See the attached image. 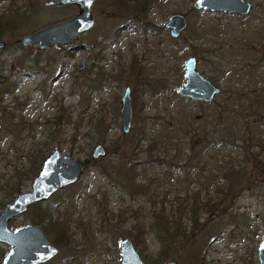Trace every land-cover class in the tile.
<instances>
[{
  "label": "rangeland",
  "instance_id": "374dc122",
  "mask_svg": "<svg viewBox=\"0 0 264 264\" xmlns=\"http://www.w3.org/2000/svg\"><path fill=\"white\" fill-rule=\"evenodd\" d=\"M46 1L18 0L17 7L27 11L25 13H29L30 17L16 23L14 31L3 39L6 46L0 54V74L5 79L0 84V93L9 85L15 89L0 101V211L11 199L3 192L16 179L14 174L28 169L38 150L45 157L54 148H60L64 154L85 162V166L76 183L59 191L60 195L54 194L46 202H41V206L49 208L53 215L57 212L61 216L71 214L68 216L70 247L58 246L59 253L55 260L45 264H120V240L130 239L129 232H133V227L147 221L152 205H163L169 211L174 209L185 193L200 189L204 180L202 176L206 174L203 172L198 177L199 169L194 167L195 157L187 145H180L181 160L177 163V153L169 149L165 151L162 146L149 154L148 140L139 141L132 149L129 141L131 130L123 133L120 118V98L125 88L132 87L134 82V76L128 70L129 63L136 56L151 73V85H145L141 116L146 118L149 133L163 136L173 127L178 108L185 107L195 114L202 110L194 101L172 102L173 92L184 81L182 64L191 53L181 43L175 51L164 52L170 44L169 29L164 26L170 16L180 13L185 16L187 24L199 20L221 22L229 28L233 27L236 32L249 33L264 26V16L258 14V10L255 11V3L261 0H247L252 5V15L243 20L236 15L223 17L227 15L200 9L198 16L191 10L195 0H157L149 13L152 28L147 32L135 23L112 19L106 15L112 11L111 1L96 0L93 5L94 26L79 37L76 42L78 47L65 45L38 49L37 44L20 45L17 40L22 35L69 19L78 12L74 5L51 8L44 4ZM8 6L7 1L0 2V12L6 11ZM113 23L118 26L117 35L102 41L101 58L97 60L94 54L99 46L92 48L91 42L98 39L101 36L99 33ZM184 33L185 30L178 39ZM158 41L162 44H157ZM196 60L201 74L212 79L214 72L210 59L196 57ZM175 69H182L181 79ZM156 78L160 80L158 83ZM225 84V80L220 83V90L224 89ZM151 90L155 92H149ZM222 97L218 95L214 101L219 102ZM20 103H25L22 108L17 105ZM134 115L133 110L132 125ZM99 118L107 126L104 133L102 128H96ZM21 124L24 127L18 130ZM261 130L264 136V128ZM96 144H102L106 149V155L99 160L91 157ZM131 150L137 154L133 157L136 165L143 162L151 166L157 164L158 167L148 170V177L155 174L161 178L164 174L171 175L170 179L163 181L153 203L147 196L132 198L122 191L118 168L121 161L132 154ZM219 150L212 155L220 158L222 149L219 147ZM253 152H257V148H253ZM237 153L231 151L234 156ZM209 160L213 168L214 162L211 158ZM257 160L258 168H252L251 165L247 169V178L252 181L235 199L232 208L239 216H244L246 222L239 225L226 224L220 228V235L215 236L208 233L211 228L208 221L197 234L206 264H258L257 246L264 234V157L261 155ZM32 178L23 181L21 191L31 188ZM225 185V180L217 173L212 178L209 190L201 189L199 197L204 200L216 186ZM67 189L68 192L78 194L76 204L68 208L64 205L58 207V203L65 200L64 191ZM51 202L53 204H47ZM56 203L58 206L55 207ZM32 212L28 210L10 219L9 228L13 230L17 226L31 223ZM183 222L188 225L187 217H184ZM40 226L47 238L55 244L53 234L45 230L43 225ZM143 245L140 256L144 263L151 264L150 258L157 253L159 244L148 229L144 234ZM8 249L7 244L0 242V264ZM175 261L183 264L181 258Z\"/></svg>",
  "mask_w": 264,
  "mask_h": 264
},
{
  "label": "trees",
  "instance_id": "16d2710c",
  "mask_svg": "<svg viewBox=\"0 0 264 264\" xmlns=\"http://www.w3.org/2000/svg\"><path fill=\"white\" fill-rule=\"evenodd\" d=\"M2 1H7L9 6L6 11L0 12V41L14 31L16 23L21 22L23 18L30 17L29 13L26 14L27 11L25 13L17 7L18 0H0ZM110 1L112 11L106 15L124 23L128 21L135 23L146 32L151 31L149 13L157 0ZM191 10L199 16V9L193 6ZM256 10L258 14L264 16V0L255 3ZM251 15L252 12L247 16L237 17L243 20ZM117 30L118 26L113 23L99 33L101 36L98 39L95 38L91 42L92 48L99 46L94 54L95 59L101 58L102 41L116 36ZM184 30L185 33L179 37L180 39L178 37L169 39L170 44L165 47L164 52L175 51L181 43L189 48L191 55L197 59L203 57L210 59L214 73L211 76L212 79L209 80L218 87L222 81H226L224 89L218 94L223 95L221 101H214L218 95L208 103L194 101L202 109L198 114L188 111L185 107L178 108L177 118L169 132L163 136L155 132L149 133L146 118L141 116V112L144 109L142 98L146 93L145 85H151L152 76L148 73L144 63L137 60L136 56L128 65V70L134 76L131 89L132 108L135 115L129 135L132 149L139 141L148 140L149 154L162 146L165 151L169 149L177 153V159L175 158V163H177L181 160L182 147L180 145H187L189 152L195 157L194 167L199 169L198 177L206 172L202 176L204 180L198 191L185 193L178 200L177 206L170 211L166 210L163 205L157 207L153 204L147 221L142 225L136 224L133 232H129V237L140 255L143 253L145 231L148 229L154 234L159 249L150 258L151 264H161L179 258L182 259L183 264H206L205 257L201 253L202 245L198 244V232L208 221L211 225L208 233L215 236L220 235V228L226 224L239 225L246 222V218L239 216L232 208L235 199L252 181L247 178V169L251 165L252 168H258L257 158L261 155L264 157V136L261 130L264 128V26L249 33L236 32V29L229 28L226 23L199 20L187 24ZM157 44L160 45L162 42L158 41ZM175 71L181 79L182 69H175ZM159 81L157 79V83ZM14 89L12 85L2 89L0 101L5 95L13 93ZM149 92L154 93L155 90ZM171 99L173 103L178 101L193 103V100L180 96L176 91L173 92ZM24 104L17 105L22 108ZM95 125L97 130L102 128L103 133L107 131L102 118H99ZM23 127L24 124H21L18 130ZM219 147L222 149V154L220 158H217L212 154L219 152ZM253 148H257V152H253ZM131 151L132 154L122 160L118 168L122 191L132 198L138 195L147 196L153 203L157 199L163 181L170 179L171 175L164 174L161 178L155 174V176L148 177V170L155 169L158 167L157 164L151 166L143 162L136 165L133 157L137 154ZM231 151H238V153L234 156ZM155 155L159 157L157 153ZM209 158L214 162L213 168L210 166L212 163ZM43 159L44 155L41 150H38L28 169L16 172L14 174L16 179L6 187L3 194L12 198L14 194L20 193L23 181L35 176L40 168L39 162ZM189 170L186 172L187 175ZM217 173H220L226 185L216 186L212 194L202 200L199 197L201 189L208 191L212 178L214 179ZM68 190L64 191L65 200L60 201L59 206L56 203L55 207L64 205L68 208L76 204L78 194L68 192ZM55 194L60 195L61 193L58 191ZM47 204H53V202ZM28 210H33L31 223L43 225L45 230L50 231L57 246L70 247L69 217L71 214H68L69 217L61 216L59 212L53 215V212L49 208H43L41 203L32 204ZM202 216H204L203 220ZM184 217H187L188 225L184 224Z\"/></svg>",
  "mask_w": 264,
  "mask_h": 264
},
{
  "label": "water",
  "instance_id": "95a60500",
  "mask_svg": "<svg viewBox=\"0 0 264 264\" xmlns=\"http://www.w3.org/2000/svg\"><path fill=\"white\" fill-rule=\"evenodd\" d=\"M96 0H48L44 4L51 8H63L74 5L78 12L69 19L47 25L39 30L22 35L17 42L22 46L37 44L38 49L70 45L76 48L79 37L89 31L95 23L93 5ZM194 7L210 13L227 16H247L252 5L247 0H195ZM169 35L176 38L186 28L183 14H172L165 23ZM0 41V54L5 48ZM83 64L81 63L80 66ZM184 81L176 88V93L193 101L211 102L219 94L220 88L206 78L197 67L196 57L191 55L182 64ZM4 76L0 74V84ZM132 100L130 88L126 87L120 105L121 129L128 133L132 126ZM2 125L0 123V131ZM106 155L102 144H96L91 153L94 160ZM84 170V162L64 154L60 148H54L46 155L40 169L31 180V188L21 191L5 203L0 211V242L9 246L1 264H43L59 253V247L45 235L42 227L26 223L11 230L9 220L21 216L35 203L46 202L54 193L76 183ZM120 264H146L129 238H123L118 244ZM258 264H264V234L257 246ZM161 264H178L175 260Z\"/></svg>",
  "mask_w": 264,
  "mask_h": 264
},
{
  "label": "flooded vegetation",
  "instance_id": "af4514ba",
  "mask_svg": "<svg viewBox=\"0 0 264 264\" xmlns=\"http://www.w3.org/2000/svg\"><path fill=\"white\" fill-rule=\"evenodd\" d=\"M231 16H232V15H231ZM236 16H237V15H236ZM5 46H6V45H5ZM4 79H5V78H4ZM129 88H130V95H131V100H132V89H131V87H129ZM121 97H122V96H121ZM120 105H121V98H120ZM84 166H85V162H84ZM63 189H64V188H63ZM61 190H62V189H61ZM59 191H60V190H59ZM57 192H58V191H57ZM57 192H56V193H57ZM54 194H55V193H54ZM54 194H53V195H54ZM57 255H58V254H57ZM57 255H56V256H57ZM56 256H55V257H56ZM55 257H54V258H55ZM54 258H53V259H54ZM51 260H52V259H51ZM51 260H49V261H51ZM49 261H48V262H49ZM48 262H46V263H48ZM43 264H45V263H43Z\"/></svg>",
  "mask_w": 264,
  "mask_h": 264
},
{
  "label": "bare ground",
  "instance_id": "6f19581e",
  "mask_svg": "<svg viewBox=\"0 0 264 264\" xmlns=\"http://www.w3.org/2000/svg\"><path fill=\"white\" fill-rule=\"evenodd\" d=\"M55 260V259H54Z\"/></svg>",
  "mask_w": 264,
  "mask_h": 264
}]
</instances>
